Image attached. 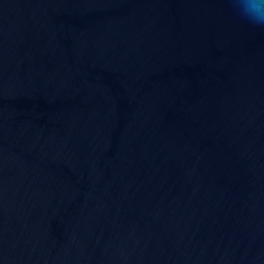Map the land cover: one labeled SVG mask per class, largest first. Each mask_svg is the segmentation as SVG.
<instances>
[{"label":"water","instance_id":"1","mask_svg":"<svg viewBox=\"0 0 264 264\" xmlns=\"http://www.w3.org/2000/svg\"><path fill=\"white\" fill-rule=\"evenodd\" d=\"M0 264H264V28L0 0Z\"/></svg>","mask_w":264,"mask_h":264},{"label":"clouds","instance_id":"2","mask_svg":"<svg viewBox=\"0 0 264 264\" xmlns=\"http://www.w3.org/2000/svg\"><path fill=\"white\" fill-rule=\"evenodd\" d=\"M236 15L249 24L264 28V0H229Z\"/></svg>","mask_w":264,"mask_h":264}]
</instances>
